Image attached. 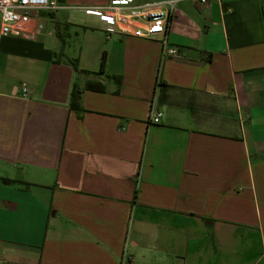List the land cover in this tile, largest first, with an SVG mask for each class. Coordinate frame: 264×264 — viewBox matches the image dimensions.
Instances as JSON below:
<instances>
[{"label":"crops","instance_id":"crops-1","mask_svg":"<svg viewBox=\"0 0 264 264\" xmlns=\"http://www.w3.org/2000/svg\"><path fill=\"white\" fill-rule=\"evenodd\" d=\"M113 1L0 34V264H264V0L178 1L163 61L70 10Z\"/></svg>","mask_w":264,"mask_h":264},{"label":"built area","instance_id":"built-area-1","mask_svg":"<svg viewBox=\"0 0 264 264\" xmlns=\"http://www.w3.org/2000/svg\"><path fill=\"white\" fill-rule=\"evenodd\" d=\"M180 0H162L145 4H132L127 1H113L100 7H72L85 17L97 20V28L108 36L112 33L157 40L161 44V61L179 55L177 47L168 44V32L174 15L176 3ZM198 6L204 7L207 0H198ZM64 8L58 0H0V34L19 35L24 32L30 21L32 11H56ZM21 96H28L29 84L20 86ZM160 113H150L149 120L158 123Z\"/></svg>","mask_w":264,"mask_h":264},{"label":"trees","instance_id":"trees-1","mask_svg":"<svg viewBox=\"0 0 264 264\" xmlns=\"http://www.w3.org/2000/svg\"><path fill=\"white\" fill-rule=\"evenodd\" d=\"M66 62L71 65V67L73 68V70L75 72L91 73L94 75H101L104 73L106 55H105V52L102 53L101 58H100L99 69L96 72H91V71L79 69L77 59H66ZM106 76L108 78L112 79L113 81H115V83L117 85L120 84V82H121L119 76H115V75H106ZM85 89L91 90V91H101V90H103V86L92 85L89 83V84L85 85ZM79 98H80V91L75 86H73L71 93H70V101H69V106L72 109H75V110L79 109V104H78Z\"/></svg>","mask_w":264,"mask_h":264},{"label":"rangeland","instance_id":"rangeland-1","mask_svg":"<svg viewBox=\"0 0 264 264\" xmlns=\"http://www.w3.org/2000/svg\"><path fill=\"white\" fill-rule=\"evenodd\" d=\"M75 35L74 34H72V37L71 38H73ZM67 40H68V42H69V37L67 38ZM72 41H73V39H72ZM72 41L70 42V43H72ZM73 44V43H72Z\"/></svg>","mask_w":264,"mask_h":264}]
</instances>
